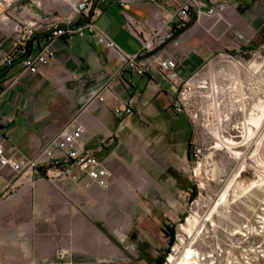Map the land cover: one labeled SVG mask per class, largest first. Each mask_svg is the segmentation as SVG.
Returning <instances> with one entry per match:
<instances>
[{
    "label": "crops",
    "instance_id": "obj_1",
    "mask_svg": "<svg viewBox=\"0 0 264 264\" xmlns=\"http://www.w3.org/2000/svg\"><path fill=\"white\" fill-rule=\"evenodd\" d=\"M10 2L8 18L0 21V64L12 47L15 21L37 20L44 45L43 32L70 9L66 0ZM204 3L197 21L181 33L179 46L169 42L155 54L177 60L181 80L205 74V66L226 51H264V0ZM222 3L227 4L222 18L206 11ZM97 5L102 13L96 26L127 55L139 54L144 41L160 32L157 12L175 11L172 0H133L125 6L107 0ZM52 47L50 64L38 71L17 64L6 76L0 94V118L7 120L0 132L6 156L32 158L77 118L84 127L85 147L105 162L113 183L103 189L70 178L21 174L10 166L0 169V264H13L28 253L41 262L36 253L58 247L53 235L67 231L76 241L105 244L101 250H107V242H119V227L135 220L176 225L183 215L171 222L167 210L180 204L184 210L191 190L189 154L200 131L187 112L174 109L176 89L158 66L145 76L123 70V57L89 35L58 38ZM130 97L135 98L133 113L119 118L115 108ZM145 237L149 239L147 233ZM64 243L68 248V238ZM110 246L119 249L117 243Z\"/></svg>",
    "mask_w": 264,
    "mask_h": 264
},
{
    "label": "rangeland",
    "instance_id": "obj_2",
    "mask_svg": "<svg viewBox=\"0 0 264 264\" xmlns=\"http://www.w3.org/2000/svg\"><path fill=\"white\" fill-rule=\"evenodd\" d=\"M236 59H241V64L223 61L214 67L212 80L217 91L198 89L191 99V109L198 113L200 134L196 146L200 153L198 158L192 157L191 190L187 191L185 209L180 204L167 210L171 222L181 214L191 218L183 229H175V235L181 238L180 251L169 261L167 258L165 264H172L173 258L178 260L187 248L199 254L198 263L193 264H264V95L253 81L258 77L255 67L249 68L253 63L264 65V51L243 58L238 55ZM217 60L219 57L209 64ZM222 68L226 74L219 73ZM207 71L208 66L203 72ZM232 80L243 85L241 99L249 98L238 103L231 101L226 85ZM250 119H257L259 126L250 124L255 132L247 138L244 123ZM226 138L237 144L214 147ZM197 161L202 167L195 177L193 168L198 166ZM194 187L200 196L190 206ZM139 220L127 225V230L119 227V242H107V250H101L105 244L99 247L98 242L76 241L67 231L53 235L58 247L36 253L41 262H36L35 253H28L17 257L13 264H156L167 251L169 239L164 231L172 225L152 218ZM125 233L126 237L121 238ZM67 238L68 248L64 243ZM116 243L119 249L115 252L110 245Z\"/></svg>",
    "mask_w": 264,
    "mask_h": 264
},
{
    "label": "built area",
    "instance_id": "obj_3",
    "mask_svg": "<svg viewBox=\"0 0 264 264\" xmlns=\"http://www.w3.org/2000/svg\"><path fill=\"white\" fill-rule=\"evenodd\" d=\"M107 0H66L69 5V12L63 16L59 21L52 22L49 27L43 32L46 43L41 45L39 43L40 32L38 27L40 23L37 20H22L15 21L10 32L11 49L4 55L0 68L5 66L21 64L25 69L31 71H38L41 67L50 64L54 57L55 51L52 47L53 42L58 38H71L75 35H89L105 44L110 49L117 52L124 59L123 70L131 72L138 76H145L151 72L153 66L156 64L162 76L171 83L176 89V97L173 103L174 109L177 112H187L191 118L197 123L198 113L191 109V99L194 97L198 89L215 88L212 76H214L215 63H208L205 68L210 67V71L205 74L195 73L188 79L181 80L177 71L178 62L173 58H160L152 55L146 58H139L140 55H146L161 45H167L169 42L174 46H179L181 42V34L174 38L175 26L179 29L188 28L192 20L193 14H201L205 6L204 0H172L175 3V11L172 13L157 12L156 17L161 22L162 29L154 36L144 41L142 51L137 55L124 54L117 44L96 26L95 19L101 15L102 10L98 7V3H105ZM133 0H120V4L125 6L132 3ZM35 4H38L37 1ZM11 5L10 0H0V21L8 18L6 13L7 7ZM34 5V4H33ZM227 4L222 3L213 8L210 7V12L218 14L222 18V11ZM264 36V28L262 32ZM238 39H243V35L237 33ZM256 54L251 49L241 47L238 51H226L219 55L217 61H228L234 64L240 63L241 59H236L238 55L241 58ZM254 64V63H253ZM249 66L255 67L254 73L257 72L255 78V87L258 86L264 95V65ZM204 68V69H205ZM222 68L219 73L226 74ZM253 83V82H251ZM254 85V84H253ZM214 86V87H213ZM243 85L237 81H230L226 85L231 101L238 103L241 99L240 90ZM3 89L0 88V94ZM103 100V98H101ZM134 97H130L125 106L115 108V114L119 118L133 113ZM240 110L243 111L242 107ZM7 120L0 118V132ZM83 125L77 118L69 121L63 128H61L46 144L30 159L24 161L14 160L12 157L6 156V146L3 138L0 135V169L5 166H10L16 172L21 174H38V169H45V176L49 179L56 178H70L73 181H84L87 187L98 186L103 189H108L113 183V173L108 168L103 160L96 157L92 150L85 147L83 140ZM237 136V135H236ZM240 136L243 137L242 134ZM200 149L195 145L193 147L192 157L198 158ZM198 166L193 168L194 176L198 175V167L200 162L197 161ZM77 170L80 173H77ZM200 172V171H199ZM198 187V184H197ZM199 194V195H198ZM200 193L188 203L190 206L198 201ZM190 216H182L176 228L183 229L185 224L190 221ZM175 242L169 247L168 261L171 257L176 256L180 251L181 238L175 235Z\"/></svg>",
    "mask_w": 264,
    "mask_h": 264
},
{
    "label": "bare ground",
    "instance_id": "obj_4",
    "mask_svg": "<svg viewBox=\"0 0 264 264\" xmlns=\"http://www.w3.org/2000/svg\"><path fill=\"white\" fill-rule=\"evenodd\" d=\"M262 109V108H261ZM258 116V115H257ZM264 116V115H263ZM255 117V116H254ZM259 117V116H258ZM262 117V116H261ZM253 119V117H252ZM250 119L249 121H247V123H244L246 124L245 128H246V137L247 138H250V137H253L254 136V132L252 130V127H250L249 125H254L255 123L257 124L258 121H256L255 119L252 120ZM261 120V119H260ZM259 126V124H257V127ZM256 135V134H255ZM248 140V139H247ZM235 144H237V142H235L234 140L232 139H229V138H226V139H223L221 142H217L216 145L214 146L215 148H218V149H222L223 147H229L232 145L234 146ZM201 167L202 165H200L198 167L199 170H201ZM256 181H254L252 183V185H255ZM198 258H199V254L191 249V248H187L183 254L182 257H180L178 260L174 261L175 259L173 258L171 260L172 264H193V263H198Z\"/></svg>",
    "mask_w": 264,
    "mask_h": 264
},
{
    "label": "trees",
    "instance_id": "obj_5",
    "mask_svg": "<svg viewBox=\"0 0 264 264\" xmlns=\"http://www.w3.org/2000/svg\"><path fill=\"white\" fill-rule=\"evenodd\" d=\"M175 32L176 33L178 30H180L179 28H177L175 26ZM44 36V35H43ZM45 38V37H44ZM165 46V45H164ZM14 66L16 65H11V66H5V67H2L0 68V88L3 89V84L5 82V79H6V76L9 72V70L11 68H13ZM189 157H191V160H192V156H190L189 154ZM38 172L40 175L42 174H45V169L44 168H40L38 169ZM197 187H194L193 189V192L190 196V200L193 199L194 197L197 196ZM181 218V217H180ZM175 229H176V226L175 225H172L171 227L170 226H166V230L164 231V233L167 235L168 239H169V244H168V248H167V251L166 253L162 254L161 258L157 259L155 262L156 264H165L167 262V258H168V254H169V247L175 242Z\"/></svg>",
    "mask_w": 264,
    "mask_h": 264
},
{
    "label": "water",
    "instance_id": "obj_6",
    "mask_svg": "<svg viewBox=\"0 0 264 264\" xmlns=\"http://www.w3.org/2000/svg\"><path fill=\"white\" fill-rule=\"evenodd\" d=\"M203 10H204V8H203ZM210 10H211L210 7H207V8H206V11H210ZM197 19H198V13H194V14H193V17H192V20H191V22L189 23L188 26L193 25V24L197 21ZM185 30H186V28H182V29L178 30V31L175 33L174 38L177 37V36H179V35H180L182 32H184ZM163 47H164V45H161V46L157 47L156 49H154L152 52L147 53L146 55H140L139 58H146V57H150V56H152V55H155V54H156L160 49H162Z\"/></svg>",
    "mask_w": 264,
    "mask_h": 264
}]
</instances>
